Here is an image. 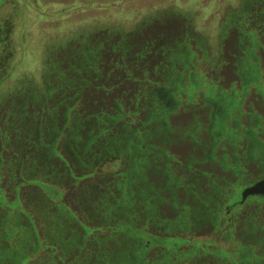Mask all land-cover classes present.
<instances>
[{
    "label": "rangeland",
    "instance_id": "obj_1",
    "mask_svg": "<svg viewBox=\"0 0 264 264\" xmlns=\"http://www.w3.org/2000/svg\"><path fill=\"white\" fill-rule=\"evenodd\" d=\"M6 19L13 27L11 56L0 70V194L8 202H0V264L26 259H31L28 264H47L43 248L53 241L61 245L54 264H93L89 242L84 246L78 235L72 244L67 242L76 231V219L99 226L108 207L91 205L98 191L87 206L78 198L86 189L105 192L104 184L113 180L125 186L132 158L142 160L145 172L133 173V182L125 187L128 197L142 201L140 187L147 179L153 189L146 197L151 207L137 205L133 221L155 244L143 250V263L264 264V198L243 197L264 176V152L259 149L253 160L236 156L247 152V131L257 133L264 149V0H0V22ZM233 39L239 42L232 55ZM238 58L244 76L229 78ZM167 68L171 73L166 74ZM125 71L132 76L125 78ZM159 86L172 89L180 100L165 111L167 130L159 114L143 126L142 108ZM216 95H233L239 103L222 121L224 130L215 135L212 150L235 171L227 176L202 166L206 156L184 162L163 139L175 116L210 108L206 100ZM127 113H138L130 125L123 127L129 118L114 121ZM96 115L104 116L92 127ZM54 121L56 130L43 133ZM208 127L197 121L189 136L203 140ZM101 130H106L105 137ZM51 136L58 140L54 145L59 156L49 159ZM232 136L238 141L235 150L228 145ZM93 138L101 139L99 146L89 147ZM34 146L41 148L38 161L28 150ZM67 147L77 152L75 160ZM50 161L53 167H47ZM114 163L119 178L109 174ZM163 172L168 179L161 180ZM100 173L108 174L105 180L98 179ZM200 175H206L215 193L201 190L208 185L200 182ZM30 178H43L64 193L58 205L76 218L71 223L62 219L68 226L63 240L48 235V221L39 209L46 205L36 198L42 196L48 205L50 200L46 190L26 183ZM181 187L192 198L174 191ZM158 197L175 211H164ZM14 201L15 209L7 207ZM195 201L204 211L194 210ZM51 205L49 211L55 213L57 205ZM95 208L98 213L91 215ZM115 218L125 220V215ZM158 238L180 240L177 252L167 253Z\"/></svg>",
    "mask_w": 264,
    "mask_h": 264
},
{
    "label": "trees",
    "instance_id": "obj_2",
    "mask_svg": "<svg viewBox=\"0 0 264 264\" xmlns=\"http://www.w3.org/2000/svg\"><path fill=\"white\" fill-rule=\"evenodd\" d=\"M125 78L131 77L132 75L129 72L125 71ZM122 86V84L117 85L116 87ZM164 88V91H167V93L169 94V97L172 99V103L173 106L174 104H176L177 102H179V97L177 96L178 93H175L172 89H169L165 86H159L158 88ZM157 88V89H158ZM194 89V88H193ZM154 92V90L152 91ZM151 92V99L145 101V107L142 108V112H144L145 114V119L146 121L143 123V126L146 125H150L151 123H153V121L156 119L157 114H159L160 116H157L158 120H164L165 121V115H166V109L167 106H165L164 102L161 103L159 101V97L155 96L154 94H152ZM122 94H125L122 93ZM163 101V99H162ZM48 102V101H46ZM45 102V103H46ZM161 105H160V104ZM146 109H148V111H146ZM44 112L45 111H50L48 109H43ZM51 112V111H50ZM138 113H127V114H123L120 118H115L114 117V121H123L125 122L126 119H130L127 123H125V126L130 125L134 120L135 117L137 116ZM107 115L109 117L108 114H104ZM104 115H99L101 117H103ZM54 116V115H53ZM98 115H96L91 121V126H97L99 123H101L100 118ZM155 117V119H154ZM53 119V118H52ZM113 119V117H112ZM131 122V123H130ZM89 123V122H87ZM55 125V121L50 123L49 125L45 126V132L48 130H53L55 129L54 127ZM163 125V123H162ZM56 130V129H55ZM42 133V134H43ZM101 137H105L106 134V130H101L100 132ZM31 137V134L29 135ZM52 137V141H51V145L48 144L49 146V151H48V158L52 159V158H57L59 156L58 152L55 149V145L54 143L56 141H58L56 139V136H51ZM100 138V137H99ZM95 139V138H93ZM101 139L99 141L95 139L94 142H90V145L95 144L97 146L100 145ZM119 145H121V143L119 142ZM113 148V147H112ZM32 150V156L35 158V161H38L39 159V154L41 153L40 150V146H34V147H30L28 148V150ZM116 148H113L110 150V152L114 153ZM44 151V150H43ZM68 156H70V159L75 160L76 159V154L77 152H75V149H71L69 147H67L66 150ZM74 154V156H73ZM61 157V156H60ZM111 158V157H110ZM59 159V158H58ZM62 159V158H60ZM132 164L131 167L128 171V179L127 183H125V186L122 184L121 181H117V180H113L111 177L110 179H112L113 181L107 182L106 184H104V187L106 186V191L105 192H101L99 193V190L97 189H91L89 191V189H86L87 191L84 190V192H81V195L79 196V204L81 205H86L92 202L91 197L95 196V194H97L98 191V200L95 202H92L91 205L95 206L96 208L98 207V209H104L107 208L108 209V213H106V215L101 218L102 221H100L101 225L99 226H86L85 224H83L82 222H78L76 219V231L73 234L72 237H70V241H68V245L72 244L77 238L76 236L78 235V238H80L82 240V242L84 243V246L87 245V243L89 242V247L90 250H88L89 253V259L92 258V260L94 261L93 264H146V262L143 263L144 260V253L145 251H143L146 248H150L153 247L155 244L152 242L151 237L146 236L145 234H142V232H140L136 226L134 225L133 221H134V215L136 214V209H137V205L138 206H142L144 209L145 208H150V204L148 205L147 203V192L149 193V190H153L150 186V182L147 179L145 181V183L142 185L141 184V190H140V196L141 198H143L142 201H136V198H129L128 194L125 191V187L129 186V184L131 182H133V176H135L133 173L136 172V175H140L141 173H144L145 170L144 168L141 166V162L142 160L139 158H132ZM117 164L114 163L113 167L114 169H112V174L114 175V177L119 178L120 175L115 174V166ZM143 165V164H142ZM54 164L50 161L49 164H47V167H53ZM108 176V174L106 175ZM105 174L103 175L102 173H100V175H98V179L101 180H105L106 179ZM111 176V175H110ZM113 177V178H114ZM144 177V176H143ZM83 178H86V176L84 177H80V178H75L76 181L82 180ZM26 183L28 184H33L36 186H39L41 189L46 190V194H47V198L50 200L49 201V205L46 203L47 201L44 199L42 200V196H38L37 202H41L44 203L46 206L42 207V204H40V211L42 210L44 213V219L46 218L48 221V224L45 223V226L47 228V231H51L50 234L48 235H52L55 236L57 234V239L59 240H63V237L67 234V229L66 227L67 224L66 222H63V218H65V221L69 220V222H72V214L67 215L66 213L64 214V212H66V209L63 208L62 205H58L59 202H61L62 196L64 195V193L62 191H58L57 189H54V187H52V185H50L49 183H45V181L43 180V178H38V179H28L26 181ZM170 186V185H168ZM172 187V186H171ZM3 195L0 194V202L2 201L3 204H8L6 199H2ZM46 198V199H47ZM159 203L162 205L164 204L165 200L164 198H159ZM17 201H14L13 203H9V205L7 207L11 208V209H15L17 207ZM52 203H54V205H57V210L55 213H53L52 211H49V206L52 209ZM95 203V205H94ZM2 204V205H3ZM1 205V206H2ZM90 205V207H92ZM6 206V205H5ZM95 210L93 209L92 213H90L91 215L97 214L98 213V209ZM148 208V209H149ZM146 210V209H145ZM119 214H124L125 215V220H121V219H112L113 217H116ZM5 215H1V220L5 221L6 219L4 218ZM76 217H74L73 219L75 220ZM114 220V221H113ZM53 221V222H52ZM130 222V224H127V222ZM51 223V224H49ZM68 223V222H67ZM3 230V228H0V232ZM7 230V229H6ZM16 230V228L14 229ZM48 232V233H49ZM7 233V237H11V232H8V230L6 231ZM1 234V233H0ZM100 234H105L103 235V238L100 237ZM101 238V239H100ZM159 241L161 242L160 246H163V248L165 247L167 249V253L171 252V253H176L177 252V246L178 244H180V240H175V239H171V238H163L160 239L158 238ZM145 240V243H144ZM124 246L125 249L122 251L119 249H117V247L119 246ZM61 245L59 243H56V241H53L50 244L45 245V247L43 248V250L45 249L46 251H48V257L49 259L46 261L47 264H54V259L53 257L57 254L58 249H60ZM145 247V248H144ZM8 252L10 253V250L4 248L3 252ZM41 252V250H40ZM143 259V260H142ZM31 261V259H26L24 261L21 262V264H28Z\"/></svg>",
    "mask_w": 264,
    "mask_h": 264
},
{
    "label": "flooded vegetation",
    "instance_id": "obj_3",
    "mask_svg": "<svg viewBox=\"0 0 264 264\" xmlns=\"http://www.w3.org/2000/svg\"><path fill=\"white\" fill-rule=\"evenodd\" d=\"M12 27L13 24L10 23L7 19L3 20L0 22V70L4 69V65L7 62V59L11 56V48H12V41H11V32H12ZM238 40L233 39L231 41V47L229 49L230 54H236V51L238 50ZM239 60V61H238ZM238 63H233L232 68H230L229 72V78H234L241 76L243 77L244 74H242L241 70V63H240V58L237 59ZM152 65V63H150ZM171 73L170 69L167 68V73ZM155 96H158L159 98L163 99V102L165 106H173L172 99L169 97V94L167 91H164V88H158L155 89L154 92H152ZM233 95H229L226 97H223L221 95H216L213 99H207L206 102H208V106L202 107V109H190L186 111L187 113H184L182 115H178L177 117L175 116L174 118V126L170 129V131L167 132L166 135L163 136L164 140H167L174 148H176L177 151H179V156H182V160L186 162L185 159H191V161L200 159L202 156H206L205 162L201 163L202 166L208 167L211 171H214L216 174L220 175H231L234 174L235 171L233 169H230L229 167L226 166V162L224 161V158L221 162H219L216 158V156L213 153L214 147H216V140H215V135H220L222 131L224 130V121L229 113L231 112L234 113L236 109L238 108L239 103L235 104ZM260 105L262 109H264V98L261 100ZM210 109L212 112L210 113ZM170 111V110H169ZM215 116H217V124ZM164 121V120H162ZM197 121H201L204 123H208L209 127L207 132L205 133V136L203 137V140H195L191 136H189L190 130L194 129V126L196 125ZM167 123L164 121L163 122V127L165 130L169 129V126L167 127ZM185 133V134H184ZM248 135V147H247V152L245 155H237L238 159H241V157L247 156L249 160H253L254 158L257 157V152L260 149L261 152H264L263 147V141L260 140L257 137V133L254 131H247ZM233 139H229V147L231 150L236 149L237 145V138L236 136H232ZM156 138V135H155ZM162 138V137H161ZM227 138V136H226ZM157 139H160L157 137ZM171 141V142H170ZM212 143V145H211ZM211 146V147H210ZM206 151V154L204 155ZM170 158V157H169ZM171 159V158H170ZM173 162L175 164H178L175 159H173ZM189 170L186 168V171ZM203 172H206L202 170ZM188 174H190V171H187ZM164 172L162 175L160 174V178L168 179L167 176H163ZM155 177L158 179V175L155 174ZM200 179V182H207L208 186L201 185L200 188L203 191H206L207 193H215L216 192V187H212L211 184L209 183L206 175H200L197 177ZM195 177V179H197ZM264 176L260 179L262 180ZM199 179H197L199 181ZM259 180V181H260ZM258 181V182H259ZM256 183V182H255ZM177 194L180 197H183L184 199L192 198V193L187 191L184 187L181 188H176ZM264 197H257L256 199H263ZM195 207L194 210L198 211H204L202 209L203 207L201 206L200 203L195 201ZM164 207V211L167 213H172L175 211V208L172 205H169L167 203L162 204ZM229 210V209H228ZM195 212V211H194Z\"/></svg>",
    "mask_w": 264,
    "mask_h": 264
},
{
    "label": "water",
    "instance_id": "obj_4",
    "mask_svg": "<svg viewBox=\"0 0 264 264\" xmlns=\"http://www.w3.org/2000/svg\"><path fill=\"white\" fill-rule=\"evenodd\" d=\"M249 195L264 197V178L247 188L243 194V197L245 198Z\"/></svg>",
    "mask_w": 264,
    "mask_h": 264
}]
</instances>
